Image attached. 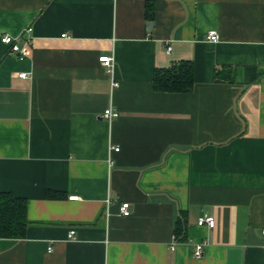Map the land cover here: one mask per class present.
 <instances>
[{
	"label": "crops",
	"instance_id": "crops-1",
	"mask_svg": "<svg viewBox=\"0 0 264 264\" xmlns=\"http://www.w3.org/2000/svg\"><path fill=\"white\" fill-rule=\"evenodd\" d=\"M28 27L27 57L0 41V191L28 220L0 264H264V0H0V36ZM183 59L192 90H154Z\"/></svg>",
	"mask_w": 264,
	"mask_h": 264
},
{
	"label": "trees",
	"instance_id": "trees-1",
	"mask_svg": "<svg viewBox=\"0 0 264 264\" xmlns=\"http://www.w3.org/2000/svg\"><path fill=\"white\" fill-rule=\"evenodd\" d=\"M145 16L149 22L154 17V4L147 1ZM217 82H233V69L229 67L217 70L215 74ZM194 84V66L191 60L183 59L172 61L166 67H156L152 74V86L156 91L172 93H188ZM48 199H63L66 194L60 191L47 190ZM27 220V200L13 195L7 191H0V238H23L25 235ZM176 241H185V221L180 216L174 228Z\"/></svg>",
	"mask_w": 264,
	"mask_h": 264
},
{
	"label": "built area",
	"instance_id": "built-area-1",
	"mask_svg": "<svg viewBox=\"0 0 264 264\" xmlns=\"http://www.w3.org/2000/svg\"><path fill=\"white\" fill-rule=\"evenodd\" d=\"M31 32V28L28 27L22 36L19 37H13L8 34H1L0 41L4 45L8 46V48L16 52L19 56V59H22L24 57H27L30 52L31 47V37L29 33ZM24 36V37H23ZM207 38L211 41H217L219 40L218 33L215 30H210L207 34ZM170 47H167V51H170ZM99 62L103 64L106 72L112 77V86H117L118 82L115 81L113 78V72H114V66L116 65L114 62V57L112 55H104L99 57ZM19 77H26V73H20L18 75ZM119 116V112L115 110L113 107L107 108L102 117L107 120H112L114 118H117ZM119 148H114V151H118ZM72 199H76V196L71 197ZM119 212L122 216H128L131 212V205L128 202H121L119 205ZM215 224V219L212 215H204L197 219V225L199 226H206L208 228H213ZM264 232V231H263ZM75 233V230H71L68 234L69 238H72ZM203 253V243H197V245L194 246L193 254L194 256L198 257L201 256Z\"/></svg>",
	"mask_w": 264,
	"mask_h": 264
}]
</instances>
